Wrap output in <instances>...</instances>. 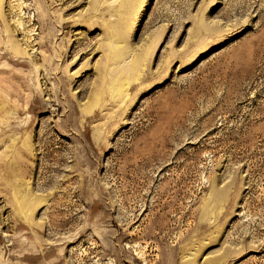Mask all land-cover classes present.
Listing matches in <instances>:
<instances>
[{
  "label": "rangeland",
  "instance_id": "1",
  "mask_svg": "<svg viewBox=\"0 0 264 264\" xmlns=\"http://www.w3.org/2000/svg\"><path fill=\"white\" fill-rule=\"evenodd\" d=\"M0 264H264V0H2Z\"/></svg>",
  "mask_w": 264,
  "mask_h": 264
},
{
  "label": "bare ground",
  "instance_id": "2",
  "mask_svg": "<svg viewBox=\"0 0 264 264\" xmlns=\"http://www.w3.org/2000/svg\"><path fill=\"white\" fill-rule=\"evenodd\" d=\"M2 2V0H0V3ZM48 20V19H47ZM50 20V19H49ZM67 26V24H64V28ZM85 50H81L80 51V54H79V52H75V54L76 55H80V57L81 58H84V57H86V56H88L89 54H92V50H86L85 52H84ZM128 52L127 53H130V54H132V52H133V49L132 48H130V47H128V50H127ZM117 52V51H116ZM122 52V51H121ZM118 53H120V52H117V54ZM117 54H110L109 56H108V60H113V58L115 57V55H117ZM67 56V53H65V54H63L62 55V57L63 58H65ZM113 73H115V72H113ZM116 74V73H115ZM60 81H59V83H60V85H61V91H63L64 90V88L66 87V85H68L69 83H72L73 82V80H70V79H63V78H60L59 79ZM98 83H100V80L99 81H97L96 83H95V87L98 85Z\"/></svg>",
  "mask_w": 264,
  "mask_h": 264
}]
</instances>
